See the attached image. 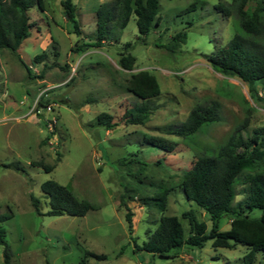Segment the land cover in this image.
I'll return each mask as SVG.
<instances>
[{
  "label": "rangeland",
  "instance_id": "obj_1",
  "mask_svg": "<svg viewBox=\"0 0 264 264\" xmlns=\"http://www.w3.org/2000/svg\"><path fill=\"white\" fill-rule=\"evenodd\" d=\"M110 1L74 0L80 34L64 16L60 0H46L45 10L32 8L34 25L19 49L32 70L31 78L10 50H0V213L12 215L2 223L12 264H80L83 258L88 264H264V252L247 263L249 248L242 244L232 248L215 247L212 240L203 248L184 244L165 257L137 247L157 228L163 214L178 216L186 237L185 211L193 210L211 227L208 213L183 192L184 173L198 155L205 149L212 152L247 118L245 136L264 127V89L258 82L262 99L255 98L248 83L215 71L208 62L207 55L239 30L234 15L216 9L219 0H160L161 23L145 42L138 39L132 16L124 29L112 22L110 32L96 45V11ZM182 30L188 32L187 42L169 53L165 45ZM129 42L137 58L132 71L118 64ZM43 53L45 57L35 62ZM144 69L157 76L162 92L150 101L153 110L144 124H126L125 110L143 101L128 90V79ZM212 101L220 103L222 120L205 126V133L184 140L163 132L164 126L185 121L195 106ZM102 112L112 114L118 125L110 130L98 125ZM144 134L175 141L176 150L166 152L145 143ZM34 162H43L52 171ZM49 179L68 186L96 209L84 216L39 214L31 197L41 199L45 213L49 205L41 185ZM160 185L169 189L163 213L141 200ZM125 187L131 195L127 199L133 213L131 233L127 210L120 206ZM243 196L239 194L236 201ZM260 214L257 209L252 216ZM230 225L231 217L225 216L220 229ZM87 252L106 258L96 259ZM0 264H5L3 246Z\"/></svg>",
  "mask_w": 264,
  "mask_h": 264
},
{
  "label": "trees",
  "instance_id": "obj_2",
  "mask_svg": "<svg viewBox=\"0 0 264 264\" xmlns=\"http://www.w3.org/2000/svg\"><path fill=\"white\" fill-rule=\"evenodd\" d=\"M250 1L255 2L254 7L248 6ZM45 2L46 0H0V50H10L25 66L30 78L32 70L23 61L19 49L22 42L30 36L34 25L30 10L34 7L45 10ZM60 4L66 19L75 32L80 34L74 0H60ZM160 6V0H112L101 3L96 11V45L110 32L112 22L117 21L118 26L124 29L132 16H136L138 39L145 42L151 30L161 23ZM194 6L195 4L190 8L193 9ZM215 7L226 16L234 15L239 30L226 45L216 47L214 52L207 55L208 62L215 71L236 76L248 83L252 96L262 99L256 85L260 82L264 89V0H232L231 3L219 0ZM187 40V30L179 31L165 48L169 53H175ZM130 46V42L125 45L118 60L119 66L127 71L134 70L137 61L129 50ZM44 57L45 53L37 55L35 62ZM127 87L143 101L127 108L123 120L126 124H144L153 110L150 101L162 92L159 80L151 71L144 69L131 74ZM221 120V105L212 101L195 106L185 121L166 125L162 130L186 140L205 133V126ZM97 123L108 130L118 125L114 116L108 112L100 113ZM247 125L248 118L212 152L205 149L198 155L193 166L184 173L182 190L188 200L194 201L208 213L211 227L206 221L199 220L193 210L185 211L182 218L189 223V235L186 237L181 219L176 215L163 214L149 238L141 246L137 245L140 250L165 257L184 244L203 248L207 241L212 240L215 247L232 248L235 244L247 246V263H252L257 253L264 252V127L254 129L251 136H245L243 132ZM143 141L166 152L175 151L178 145L159 135L144 134ZM122 163L127 165L125 161ZM34 164L42 166L46 171H52L53 168L43 162ZM239 185H243L241 192L238 191ZM41 189L47 198L49 209L43 213L41 199L32 195V204L39 214L84 216L96 209L89 200L78 198L68 186L56 180L44 181ZM129 193L130 189L125 187L120 206H125L127 210L126 220L131 233L133 213L127 205V199L131 197ZM239 194L244 196L236 201ZM168 195L169 189L160 185L157 192L143 195L141 200L145 205L163 213L168 207ZM257 209L261 210V214L252 216ZM11 216L0 213V246H3L5 264H12L13 253L2 223ZM225 216L231 217V225L229 229L221 230L220 224ZM87 255L100 260L106 258V255L94 252H87ZM80 264H88L87 259L83 258Z\"/></svg>",
  "mask_w": 264,
  "mask_h": 264
}]
</instances>
